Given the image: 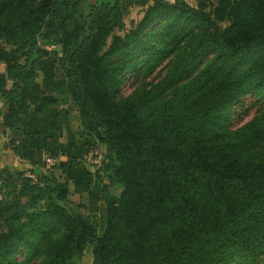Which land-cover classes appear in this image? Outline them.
<instances>
[{"label":"trees","instance_id":"16d2710c","mask_svg":"<svg viewBox=\"0 0 264 264\" xmlns=\"http://www.w3.org/2000/svg\"><path fill=\"white\" fill-rule=\"evenodd\" d=\"M132 1L0 0L3 146L33 166L59 159L58 175L2 180L0 264H19L22 248L40 264H73L89 245L93 264H262L264 114L234 131L227 121L241 97L264 95V0L156 3L107 45ZM158 24L174 31L166 74L120 96L116 58L151 50ZM66 96L79 138L64 142ZM70 184L91 212L103 202L101 234L66 204Z\"/></svg>","mask_w":264,"mask_h":264},{"label":"rangeland","instance_id":"374dc122","mask_svg":"<svg viewBox=\"0 0 264 264\" xmlns=\"http://www.w3.org/2000/svg\"><path fill=\"white\" fill-rule=\"evenodd\" d=\"M185 3L189 7H196V5L202 0H133L130 5L125 9H122V23L121 29H115L113 33L107 39V45L110 44L112 36L116 35L123 37L127 32L133 29L136 24L142 19L145 12L149 7L156 3H165L169 5H175V2ZM215 5L218 1H212ZM123 3V2H121ZM164 24H158L149 29L153 31L154 38L150 41L152 44L151 50L135 51L132 52L134 47L128 50L126 57H117L119 62L126 65V69L123 72L122 79L119 85V95L126 97L132 95L138 90L149 89L152 86L157 85L169 68L168 62L170 56H167L164 52L170 47L172 36L170 28H163ZM219 28H224V23H219ZM152 34L149 35L151 37ZM145 34L141 38H144ZM47 49H59V47L46 46ZM4 64L0 63V70L3 69ZM39 77V81H40ZM66 102L61 107L69 112V118L67 125L63 129L62 141H66L67 135L71 134L75 138H79V122L78 113L75 106L71 103L70 99L66 96ZM264 114V95L262 93H252L241 97L232 107L230 117L227 121V126L230 130H236L243 127L248 122L255 119L257 116ZM95 148L99 149L102 154V160H104L105 147L103 145H97ZM3 152L7 154L4 156ZM42 158L38 160V166H33L18 158L12 156L8 149L4 146H0V198L3 192L7 191L1 183L5 175L9 172H16L17 178L20 180L26 179V173L30 172L34 175V179H30L32 182H39L38 176L35 173V168L40 172H52L58 175L57 169H47L43 164ZM100 177H103L101 181L111 186V189L117 195L119 189H114V184L107 177H104V173ZM99 182H96L98 184ZM70 193L66 199V204L76 213H80L95 225H97L98 232L101 234L103 231V219L104 213L103 202L98 203V211L91 212L88 209L89 199L86 195L80 196L74 192L73 185H69ZM42 256L39 254H31V252L25 248L18 251L15 259L19 264H40ZM262 264H264V255L260 257ZM73 264H93V257L91 254L90 245L86 248L83 255L77 259Z\"/></svg>","mask_w":264,"mask_h":264},{"label":"built area","instance_id":"2783aa9c","mask_svg":"<svg viewBox=\"0 0 264 264\" xmlns=\"http://www.w3.org/2000/svg\"><path fill=\"white\" fill-rule=\"evenodd\" d=\"M45 165L47 169H50L57 165L59 159L46 155L44 157ZM85 164L90 168H99L102 164V154L99 149L94 148V150L85 158ZM28 178L34 179V175L30 172L26 173Z\"/></svg>","mask_w":264,"mask_h":264},{"label":"crops","instance_id":"0c3cea01","mask_svg":"<svg viewBox=\"0 0 264 264\" xmlns=\"http://www.w3.org/2000/svg\"><path fill=\"white\" fill-rule=\"evenodd\" d=\"M4 72V67L3 69L0 70V73H3ZM10 85H8L9 87ZM4 112V106L0 100V113H3ZM2 115L0 114V122L2 120ZM5 140H4V137H2L1 133H0V146H2L4 144ZM4 156L7 154L6 152H3Z\"/></svg>","mask_w":264,"mask_h":264}]
</instances>
